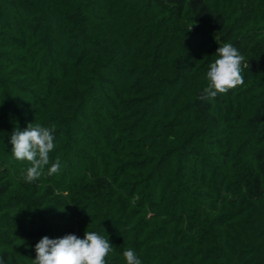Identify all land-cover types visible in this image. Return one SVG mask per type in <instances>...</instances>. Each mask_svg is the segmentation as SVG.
<instances>
[{"label":"trees","instance_id":"1","mask_svg":"<svg viewBox=\"0 0 264 264\" xmlns=\"http://www.w3.org/2000/svg\"><path fill=\"white\" fill-rule=\"evenodd\" d=\"M224 43L244 84L201 100ZM29 123L61 161L34 183ZM86 230L108 264H264V0H0V257Z\"/></svg>","mask_w":264,"mask_h":264},{"label":"clouds","instance_id":"2","mask_svg":"<svg viewBox=\"0 0 264 264\" xmlns=\"http://www.w3.org/2000/svg\"><path fill=\"white\" fill-rule=\"evenodd\" d=\"M216 56L206 71L207 85L202 89L201 100L214 99L244 84L242 72L249 69L245 56L232 43L220 45ZM56 129L55 124L43 126L29 123L24 130L16 128L11 135L12 159L29 165L26 171L21 172V179L25 183H34L41 176L50 177L61 171L58 157L55 162H50V153L57 146ZM113 251L108 237L94 231L86 230L83 239L75 234L55 239L44 236L35 245L36 257L32 264H108L107 257ZM123 258L126 264H142L131 248L123 252ZM0 264H5L2 257Z\"/></svg>","mask_w":264,"mask_h":264}]
</instances>
